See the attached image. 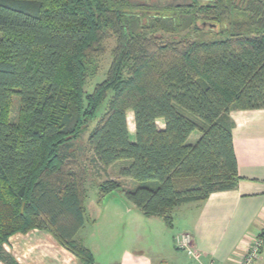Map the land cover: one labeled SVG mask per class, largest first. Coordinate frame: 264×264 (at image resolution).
<instances>
[{
    "label": "trees",
    "instance_id": "trees-1",
    "mask_svg": "<svg viewBox=\"0 0 264 264\" xmlns=\"http://www.w3.org/2000/svg\"><path fill=\"white\" fill-rule=\"evenodd\" d=\"M108 39L104 79L86 91ZM255 109L264 0H0V262L19 264L9 237L41 230L95 264L77 239L88 173L73 143L90 126V160L124 162L134 181L100 182L99 201L116 192L172 228L177 208L237 187L229 113Z\"/></svg>",
    "mask_w": 264,
    "mask_h": 264
},
{
    "label": "crops",
    "instance_id": "crops-1",
    "mask_svg": "<svg viewBox=\"0 0 264 264\" xmlns=\"http://www.w3.org/2000/svg\"><path fill=\"white\" fill-rule=\"evenodd\" d=\"M229 118L234 123L233 150L240 177L237 187L181 208L187 209L180 213L178 222L177 216L173 218L171 228L175 230L171 236L176 250L166 259L130 254L121 264H153L156 259L159 264H182L177 250L194 255L199 264H241L256 238L263 243L252 264H264V239L259 237L264 232V109L232 110ZM179 233L191 236L189 251L176 246L174 239ZM5 249L19 264H81L40 230L9 237Z\"/></svg>",
    "mask_w": 264,
    "mask_h": 264
},
{
    "label": "rangeland",
    "instance_id": "rangeland-1",
    "mask_svg": "<svg viewBox=\"0 0 264 264\" xmlns=\"http://www.w3.org/2000/svg\"><path fill=\"white\" fill-rule=\"evenodd\" d=\"M189 1L162 0V3H186ZM112 46L113 40L108 39L105 42L106 51L101 57L99 72L88 83L86 91H91L96 83L104 79L105 72L110 63L109 52ZM105 105L106 102L98 109L96 120L102 114ZM16 110L17 101L13 100L11 108L12 116L16 114ZM127 116L133 118L131 112ZM157 126L162 128V122H158ZM91 129L92 126L73 141L80 165L88 173L87 213L84 226L78 232L77 239L92 252L95 264H121L130 254L134 256L148 254L153 258L160 257V261L166 259L176 250L172 245L171 236L175 231L174 229L167 228L158 217L147 218L143 216L137 208L130 203H124L119 196L109 195L99 201L98 185L100 182L111 179L120 182L123 189H130L134 186V181L119 176V169L124 165V162H117L108 167H102L90 160L92 153L88 148L87 140ZM129 132L132 140L134 130L129 127ZM199 136L200 134L197 131L193 132L188 138L187 143H194ZM186 206L183 205V207L173 212V216H177L175 222L179 221L178 217L180 213L187 209L181 208H185ZM5 245H7V242L3 246L4 249ZM177 252L182 264H199L200 260L196 259L194 255L180 250H177ZM159 259H156L158 264L160 263L158 262ZM156 261L153 264H156ZM171 263L173 264L174 261H169V264Z\"/></svg>",
    "mask_w": 264,
    "mask_h": 264
},
{
    "label": "built area",
    "instance_id": "built-area-1",
    "mask_svg": "<svg viewBox=\"0 0 264 264\" xmlns=\"http://www.w3.org/2000/svg\"><path fill=\"white\" fill-rule=\"evenodd\" d=\"M264 234V232L262 233ZM175 244L178 248H182L184 250L189 251V247L191 244V236L187 233L178 234L175 236ZM262 240L260 238H256L249 246L246 254L243 256L241 260V264H252V262L258 258L259 250L262 246Z\"/></svg>",
    "mask_w": 264,
    "mask_h": 264
},
{
    "label": "water",
    "instance_id": "water-1",
    "mask_svg": "<svg viewBox=\"0 0 264 264\" xmlns=\"http://www.w3.org/2000/svg\"><path fill=\"white\" fill-rule=\"evenodd\" d=\"M111 195L118 196V194H117L116 192L112 193ZM108 196H109V195H108ZM120 199L125 203V201H124L122 198H120Z\"/></svg>",
    "mask_w": 264,
    "mask_h": 264
}]
</instances>
